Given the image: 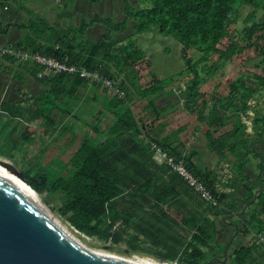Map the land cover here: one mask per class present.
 Listing matches in <instances>:
<instances>
[{
	"label": "trees",
	"instance_id": "16d2710c",
	"mask_svg": "<svg viewBox=\"0 0 264 264\" xmlns=\"http://www.w3.org/2000/svg\"><path fill=\"white\" fill-rule=\"evenodd\" d=\"M12 1L0 0V14L6 13L9 17L0 32L7 33L14 26L21 32L20 38L8 43L10 45L0 44L3 63H11L8 73L17 76L13 65L21 69L28 65L7 52L22 49L99 72L110 77L125 95L106 92L101 82L68 73L39 76L45 68L29 64L28 72L48 82V87L42 97L34 98L26 107L22 102L0 97V117L6 113L11 119L20 117L27 121L17 136L15 149L9 154H0L16 158L14 153L29 140L49 131L48 127H43V122L56 124L57 116L72 113L79 99L74 97V91L91 85L95 92H91L93 97L97 94L95 99H101L96 93V89L101 88L106 92H103V109L105 114L110 112L107 115L112 116L113 122L99 119L90 123L87 119L85 122L91 130L81 132V142L74 152L62 149V153L56 151L62 157L60 160H47L46 164L37 162L23 168L33 188L44 197L60 196L62 204L58 212L77 230L117 244L124 240L133 252L152 253L179 264H262L264 249L255 235L252 242L235 248L233 262H229V256L226 261L209 263L213 248L220 250L214 255L225 256L226 244H211L217 235L221 205L215 207L201 200L200 204H205L216 217L212 219L201 210L200 221L196 218L189 222L196 229L189 241L176 240L180 236L174 231L172 213L175 208L171 206L180 202V188L185 187L186 182L165 158L159 159L157 146L176 159H183L196 176L207 182L222 205L230 197L229 193L218 189L220 180L216 169L203 168L195 160L197 152L190 147V142L197 135H206L211 148L221 158L231 151L237 160L233 171L241 173V180L247 173L243 163L250 156L249 148L255 149L261 158L262 178L259 177L264 182V111L256 109L264 103L259 96L264 90V16L260 15V11H264V0H139V4L124 0L123 19L100 17L96 12L95 18L67 27H60L42 15L24 18L26 6L23 2L14 6ZM102 18L107 20L108 26L103 37L79 38L90 24ZM131 19L137 23L135 33L155 27L166 35H173L180 42L184 69L167 78L153 72L151 58L134 36L122 40L116 34L124 32ZM196 50L201 53L200 58H196ZM1 58L0 68L3 66ZM183 80L186 86L179 85ZM176 94L179 100L170 98ZM162 95L170 98L166 105L157 101ZM57 109L66 111L54 112ZM244 116L252 118L251 129ZM39 119L41 126L32 124ZM3 129L4 124L0 135ZM77 137L78 134L71 136L72 140ZM257 141L262 142L261 147ZM237 183L230 181L226 185L235 188ZM246 188L249 196L244 205L257 189L252 184ZM243 207L233 206L231 210ZM248 209L244 213L248 219L244 234L264 230V190ZM117 221L122 225L120 228L116 227ZM128 228L135 232L130 233Z\"/></svg>",
	"mask_w": 264,
	"mask_h": 264
},
{
	"label": "rangeland",
	"instance_id": "374dc122",
	"mask_svg": "<svg viewBox=\"0 0 264 264\" xmlns=\"http://www.w3.org/2000/svg\"><path fill=\"white\" fill-rule=\"evenodd\" d=\"M131 1L133 2V4L140 3L139 0H131ZM20 2H23V4L27 8L25 11H23L24 18H29L32 16L35 17L36 15H42V16L47 17L48 20L51 21L52 23L58 24L60 27H65L66 23H68L69 19L72 18L73 14L74 15L77 14V8L83 9L84 13L86 14V15L81 14L82 19L88 21L92 17H94L95 16L94 13L97 11H94L92 14L93 16H91L90 14L91 11L87 10L88 8L85 7L86 3L91 4L94 10H98L100 17L111 16L114 20H119L123 18V16H125L124 15V6H125L124 0H103L98 3H93L89 0H85L86 2L85 4L84 2H81L79 0H75V1L73 0H13L12 5L17 6L19 5ZM71 12H72V16L70 17ZM260 15L264 16V11L261 10ZM101 20L103 22V25H105L104 32L107 33L108 32V26L106 24L107 20H105V18H102ZM136 26H137V23L133 22V20L131 19L129 22L128 28L124 32L122 33L120 32L116 34L119 37H123L124 40H127L128 38L134 36L137 44L141 48H143L147 52L149 57L151 58L153 72L161 75L162 77L167 78L169 76L176 75L178 72L184 69L185 61H184V58L180 54V42L176 40V38L173 35H166L160 32L155 27L151 28L150 30H146L142 33H135L134 29L136 30ZM237 26L241 27V23H238ZM127 30L129 31L126 32ZM132 33H135V34H132ZM200 55L201 53L198 50H196L195 51L196 58L198 57L200 58L201 57ZM230 70L231 69H229V71ZM185 82L186 80H183L180 84L179 83L178 84L186 86ZM178 84H176L175 86H178ZM0 85H1L0 88L3 89V86H5L6 84L4 83L3 85L2 84ZM213 85L214 84L211 83L210 88H212ZM259 96H261V98L264 99V90L259 94ZM170 98H172L173 100H179L180 96L176 94ZM12 99H16V95L13 96ZM256 102H258V100H256ZM256 102H253V104ZM262 104L257 105L256 109H258L259 111H264V103ZM250 114H251V117L254 116L253 110L250 111ZM89 115H90L89 113L84 114L85 116L84 119L88 117ZM5 116L6 115H1L2 120L4 119ZM251 117L244 116V119L248 122L249 125H251L252 123ZM15 119L16 120L14 122L13 119H11L10 117H6L5 119L6 121L3 123L4 129L2 130L3 132L1 131L2 133L0 135L2 136L0 139V153L9 154L11 151L15 149L14 146H15L16 140L18 139L17 136L21 133L20 125H19L20 120H17L18 118H15ZM22 121H25V120H22ZM2 125L0 126V129H2ZM86 130L88 129L73 128L72 132L71 130H68L66 133H61L60 135L56 136V139L55 137L50 138L49 136H46L44 138L41 137L39 141H37L31 146L30 144L26 143L27 145L30 146L27 152H26L27 150L26 144L24 145V147L18 150V152L16 151L14 153V155L17 154L16 158H10L7 156H0V157L10 160L11 162H13V164L17 168L21 170H24L23 168H27L30 164H36L37 162L39 164H42V163L46 164L47 160H51V161L60 160L62 159V157L56 151H59V153H62V149L66 148V145L69 142L68 138H70L72 134L73 135L78 134L79 137H77L76 139L81 140L80 137L83 136L81 132L82 131L85 132ZM56 133H59V130ZM54 139L55 141H53ZM48 140H51V141H48ZM200 140L196 142V145L202 149H205L206 143H204L203 141L199 142ZM45 142L49 146L47 145L45 146L44 145ZM249 150L251 151L250 156L249 158L246 159V162L243 163V168L247 170V173L242 172L244 173V178L241 180V173H235L233 171V176L231 177L232 182H238V180H240L241 182H245L247 180L245 176L247 178L249 176V179L251 177V180H249L247 184H252L253 186H256L257 189L264 188L262 186L258 187V185H260L261 183L264 184V182L262 181L263 179H260L262 170L259 168V163L261 162V158L258 157L255 149L249 148ZM230 152L231 151H229V155H227V157L225 158H221L219 155H217L216 153L215 154L218 156L219 161L229 159L233 162L232 165H234V163H236L237 160H236V157ZM159 159L162 160V157L160 155H159ZM214 163L217 166L216 161H214ZM235 177H237V180L234 179ZM257 189H255V192ZM244 190H245V187H244ZM239 191H240L239 189L236 190L237 193ZM39 195L42 201L45 203L46 208H48L49 211H51L53 214L59 217L65 224H67L70 231L75 236V239H77L87 248L97 253H100V254L125 258L128 260H132L133 262H136V260H138L137 256L148 257V258L152 256L151 258H154L155 260H157L158 257L152 253L138 252V251L133 252L130 244H128L124 240L117 244V243H113L112 241L101 240L96 236H89L77 230L74 226L70 224V222L66 220L64 216H62L58 212V206L62 204V199L60 196L48 194L47 197H44L42 194H39ZM253 198H251L249 202H247L246 204L253 202L252 200ZM220 205L222 207L225 206V205H222V203ZM247 210L249 209L247 208ZM236 212L237 211L234 210L233 212L229 214H224V211L222 210V213L219 216L220 218L218 217L219 219L217 220L218 227H222L226 222H229L231 224L232 223L237 224L238 229H239L242 217L243 219L246 218L244 217L243 214L232 216L228 218L227 220L225 219L226 216L232 215ZM120 226L122 225L120 224L119 221H117L116 227L120 228ZM128 231H130V233L135 232L131 228H128ZM128 231H126V233ZM254 235H256V233ZM218 243H221L222 245L225 244L224 241H218L217 235H216V238L212 239L211 244L216 245ZM147 246H150V245L147 243ZM238 246L239 244L237 245V247ZM204 248H206L207 250H210L208 247H204ZM210 253H211L212 258L219 257L218 255H214V254H219L220 250H218V248L216 247L210 250ZM228 253L230 256L229 262H233L234 261L232 258L234 254L233 249L230 248V250H228Z\"/></svg>",
	"mask_w": 264,
	"mask_h": 264
},
{
	"label": "crops",
	"instance_id": "0c3cea01",
	"mask_svg": "<svg viewBox=\"0 0 264 264\" xmlns=\"http://www.w3.org/2000/svg\"><path fill=\"white\" fill-rule=\"evenodd\" d=\"M79 1L84 2V4L86 3L85 0H79ZM85 7L88 8L87 10L91 11V13H90L91 16H93L92 14L94 11L98 12V10L93 9L91 4L86 3ZM90 11H88V12H90ZM95 13H94V15H95ZM81 14H85L83 9L77 8V14L76 15L73 14V16L70 15V17L72 16V18L69 19L68 23L65 22L66 23L65 27L69 26L71 23H76L78 25L80 20H83L81 18ZM8 18L9 17L6 13L0 14V29L2 27H5L8 24V22H9ZM121 19H123V18H121ZM104 28H105V25H103L102 21H96V22L90 24L85 29L84 33L79 36V38H81L83 40L86 38L98 39L100 37H103V35L105 34ZM128 31L129 30H127L126 32H128ZM20 36H21V32L18 31V29L14 26L7 33L0 32V44L10 45L8 43L18 40L20 38ZM120 38L122 40H124L123 37H120ZM31 53H34V52H31ZM0 58H1V56H0ZM16 59H18L20 61H25L26 64H28V65L29 64H35V65L40 66L38 63H36L34 61L23 60V59H19V58H16ZM1 63H3L2 58H1ZM10 65H11L10 62H5V63H3V66L0 68V84H2V85L4 83L6 84L5 86H3V89L0 88V97L4 98L6 100H16L17 102H22L23 106H25V107L28 106L30 103H32V100L34 98L42 97V95L46 91V88L48 87V82H42L39 79H37L35 76L31 75L27 70L28 67H26L28 65H26L24 69H21V68H19V66L17 64L16 65L14 64L13 65L14 69L18 73L17 76L15 73H10V72L8 73L7 68ZM52 72H54V71L45 68V70H41V72L39 73V76H42L45 73L50 74ZM54 73H56V72H54ZM40 74H42V75H40ZM17 88H20V90H17ZM72 88H73V86L71 87V89ZM92 88H93V86H92ZM91 92H93L91 89V85H89V87L81 88L80 91H74V93H73L74 97L79 98V99H78L77 105L75 106L73 112L68 113L62 117H61V115L57 116V123L56 124L54 122L49 123V124L43 122V127H45V128L48 127L49 131H47L46 133L44 132L41 137L44 138L46 136H49L50 138L55 137V139H56V136L60 135L61 133H66L68 130H71V132H72V128H75V129L86 128L88 130H91L90 125L86 124V122H85L87 119H89L88 122H90V123L91 122L96 123V122H98L99 119L105 120L108 123L113 122L114 119L112 118V116L107 115L110 112L106 111V114H105V110L103 109V106H104L103 102H104V96H105L104 93L106 94V92H108V91L106 90V92H104L101 88L96 89V93H98L100 95L101 99H95L98 97L97 94L94 98L93 93H95V92H93L92 94H91ZM15 95H16V99H12L13 96H15ZM9 96H11V97H9ZM169 100H170V98H163V95L161 98L157 99V101L160 102L161 105H163V104L166 105ZM61 105H63V103H61ZM101 109H103L102 113H100ZM64 111H66V109H57L54 112H58V113L61 112L62 113ZM1 113L3 114V112H1ZM86 113H89L90 115L84 119V117H85L84 114H86ZM3 115H6L4 117V119H6L7 114L4 113ZM17 118H18L17 120H20V122L22 123L21 124L19 122L20 130L22 131L26 127L27 121H22L23 119H20V117H17ZM4 119H3V121L5 122L6 120H4ZM15 120L16 119H13L14 122H15ZM0 122H2L1 117H0ZM32 124L39 127V126H41L42 121L39 119V120L32 122ZM249 126L251 129L252 123ZM58 130H59V133H56ZM160 132L163 134V127H162ZM68 136H69V134H68ZM200 136H202V137H200ZM41 137L29 140L27 142V144H30V146H31L34 143H36L37 141H39L41 139ZM55 139L53 141H55ZM68 139H69V142L71 140L72 144H69V142H68L67 145H70V147L65 148V150H68V152L70 151L72 153L75 151L76 147L80 144L81 140L80 139L79 140L78 139L72 140L71 137ZM198 140H200L199 142L203 141L204 143H206L205 149H202L196 145V142ZM48 141H51V140H48ZM76 142L78 143V145ZM27 144H26V146H27L26 152L30 148V146ZM256 144L257 145L260 144L262 146V142L257 141ZM44 145L45 146L47 145L46 142ZM190 147L193 150L195 149V151L197 152V154L195 155V160L203 168H211V169L217 170V172L219 174L218 177L220 180V182L218 183V189L220 191H222V190L228 191L230 197L226 200V202L224 204L225 206L222 208V210L224 211V214H229V213L233 212V210H231V207H233V206H235L236 208L245 206L243 203L247 199L246 198L247 197V188L246 187L248 186L247 183L249 180H251V177L249 179V176H248V179L245 182H241L240 180H238V186L235 188H233V185H226L230 181H232L231 177L233 176V167H232L233 162L229 159L219 161V158L215 154V151L211 148L210 140L207 138L206 135L201 134V135H197L196 137H194V139L190 142ZM65 152L66 151H64V154H65ZM0 156H4V155L0 154ZM214 161H216L217 166L215 165ZM252 166H253V164H252ZM234 179L237 180V177H235ZM186 185L187 184H185V187L180 188L182 190V194L179 197L180 202L177 203L175 206L174 205L171 206V207H173V209L175 208V212L173 211V209H171L173 211L172 215L174 216V219H175V222L173 221L174 222V231L177 234V236H180V237H177V239H176L177 241H179L180 238H185V241H189L193 232L196 230L195 227H191L189 225V222L193 221L196 218L200 221V218L203 216V214L201 213V210H205L206 212H204V214L208 213V215L212 219L215 218L214 212L209 210V208L205 204H203V205L200 204L202 202L201 201L202 199L188 185L187 186ZM262 185L263 184L261 183L260 185H258V187L262 186ZM244 187H245V190H244ZM238 189L240 191L237 193L236 190H238ZM166 207H167V205L164 206L165 209H166ZM243 208H241L240 210H236V211L239 212ZM248 208H249V206H248ZM243 215H244V213H243ZM186 217H189V218L185 219ZM247 223H248V219L247 218L243 219V217H242L238 232H235V228H234L233 224L226 222L222 227H218V222H217V230H216L217 240L226 242L225 243L226 245L231 240V244H230L228 250H230V248H232L233 251L235 250V248H237L238 244L240 246L241 244H243L245 242H252L254 232H252L248 235H245L243 232L244 225ZM212 245L215 246L214 244H212ZM225 249H226V247H225ZM227 254H228V258H229V253H227ZM225 255H226V251H225ZM261 259L263 260V261L261 260V262H263L262 264H264V256H261Z\"/></svg>",
	"mask_w": 264,
	"mask_h": 264
},
{
	"label": "water",
	"instance_id": "95a60500",
	"mask_svg": "<svg viewBox=\"0 0 264 264\" xmlns=\"http://www.w3.org/2000/svg\"><path fill=\"white\" fill-rule=\"evenodd\" d=\"M0 165L14 172L30 188L40 194L25 178L24 171L13 162L0 157ZM258 188L253 201L257 199ZM250 203L228 218L245 213ZM233 224V223H232ZM238 232L237 224H233ZM231 240L226 245V255L213 257L226 261ZM165 264H179L166 258H157ZM0 264H137L132 260L97 253L72 237L60 227L46 209L32 200L0 173Z\"/></svg>",
	"mask_w": 264,
	"mask_h": 264
},
{
	"label": "built area",
	"instance_id": "2783aa9c",
	"mask_svg": "<svg viewBox=\"0 0 264 264\" xmlns=\"http://www.w3.org/2000/svg\"><path fill=\"white\" fill-rule=\"evenodd\" d=\"M7 52H10L12 55H15L16 58L34 61L39 65L45 67L46 69L52 70L56 73H68L76 75L79 77L90 78L91 80L101 82L103 86L106 87L107 91L113 94H120V97H123L124 92L115 85V82L107 76L99 72H93L87 69L84 66H80L75 63H67L61 61L53 56L44 55L41 53H31L26 50H12L9 49ZM42 75V74H40ZM156 145V144H155ZM157 154H160L162 159H166L169 163L171 169L177 172L186 182V184L205 202L210 203L213 206H218L221 204L218 196L211 190L207 183L196 176L186 165L183 159H176V157L169 155L168 152L163 150L162 147L157 146ZM255 234V233H254ZM255 239L258 243L262 244L264 249V230L259 231L255 235Z\"/></svg>",
	"mask_w": 264,
	"mask_h": 264
},
{
	"label": "bare ground",
	"instance_id": "6f19581e",
	"mask_svg": "<svg viewBox=\"0 0 264 264\" xmlns=\"http://www.w3.org/2000/svg\"><path fill=\"white\" fill-rule=\"evenodd\" d=\"M0 173L7 178L9 181H11L13 184H15L19 189H21L25 194H27L32 200H34L36 203H38L40 206H42L44 209L47 210L50 217L60 226L62 227L67 233H69L72 237L75 238V236L70 231L67 224H65L59 217H57L55 214H53L51 211H49L48 208H46L45 203L40 198V195L34 191L30 186H28L24 181H22L18 175H16L11 170L7 169L6 167L0 165ZM39 195V196H38ZM77 240V239H76ZM137 259L135 263L137 264H165L160 263L154 258L151 257H141L137 256Z\"/></svg>",
	"mask_w": 264,
	"mask_h": 264
}]
</instances>
